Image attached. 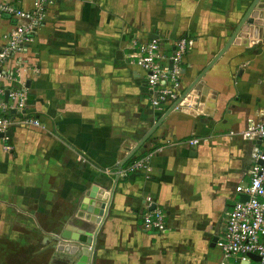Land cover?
Returning <instances> with one entry per match:
<instances>
[{"label":"crops","instance_id":"obj_1","mask_svg":"<svg viewBox=\"0 0 264 264\" xmlns=\"http://www.w3.org/2000/svg\"><path fill=\"white\" fill-rule=\"evenodd\" d=\"M0 1L30 8L34 0ZM252 2L55 0L25 52L36 69L25 75V113L41 124L12 126V150L0 136V264H68L55 237L65 227L73 235L96 228L79 205L96 185L115 187L92 264L219 263L225 214L243 195L236 186L249 182L264 150L263 140L241 136L264 115V0L254 36L240 34L211 62ZM14 23L0 18V45ZM151 35L167 55L179 37L194 39L181 95L206 69L183 100L187 109L156 127L172 105L153 106L146 73L128 62L135 42ZM194 137L200 141L190 145ZM150 152V174L119 172ZM148 196L166 213L164 231L143 225Z\"/></svg>","mask_w":264,"mask_h":264},{"label":"built area","instance_id":"obj_2","mask_svg":"<svg viewBox=\"0 0 264 264\" xmlns=\"http://www.w3.org/2000/svg\"><path fill=\"white\" fill-rule=\"evenodd\" d=\"M54 3L55 0H34L32 7L25 8L12 1H0V18L16 20L0 45V136L6 150L13 149L7 135L12 126L20 123L33 126L41 124L39 119L25 113L29 101L25 75L36 71L27 64L25 52L38 29L45 23L48 8ZM135 44L136 49L128 62L146 73L145 81L152 93L153 106L164 108L173 105L181 96L183 65L194 39L190 36L179 37L174 41L170 55L165 53L157 38ZM182 105L183 101H180L175 108ZM231 134H235V131ZM241 136L264 141V115L258 121H250ZM199 141V138L194 137L188 142L195 145ZM151 157V152L137 157L122 166L119 172L150 174ZM236 191L248 198H238L225 214L224 229L216 241L222 254L218 264H251L250 253L258 254L264 264V150H257L250 168L249 182L236 186ZM146 202L148 209L143 217L144 227L166 230V213L161 208L152 207L154 201L151 196L146 198Z\"/></svg>","mask_w":264,"mask_h":264},{"label":"water","instance_id":"obj_3","mask_svg":"<svg viewBox=\"0 0 264 264\" xmlns=\"http://www.w3.org/2000/svg\"><path fill=\"white\" fill-rule=\"evenodd\" d=\"M260 0H253L250 7L245 12L244 16L241 18L240 22L237 24L234 32L232 33L231 37L229 38L228 42L225 44V46L220 50V52L215 56V58L212 60L211 63L216 61V59L228 49V47L234 43L240 34H246L249 37H253L255 33V26H260V23L263 21V12L259 9L258 4ZM258 8V9H257ZM258 26V27H259ZM258 35V34H257ZM151 38L157 37L156 35H151ZM252 40L250 41V44H252ZM209 67V66H207ZM206 69H204L201 74H199L198 77H196L192 83L190 84L189 88H187L183 94L180 96V98L167 110V112L162 116L155 127L162 122V120L170 113L172 110H181V109H187L186 107L178 106L175 108L176 104H178L180 101H183L186 97H189L191 90L194 88L198 89V85L200 82L201 77L205 74ZM7 97V95H6ZM14 112V110H12ZM153 130H150L139 142L138 144L133 148V150L130 152V154L126 157L124 163L130 159L136 150L141 146V144L148 138V136L152 133ZM2 135V134H1ZM123 163V164H124ZM115 187V185H114ZM113 189L107 190L105 188H101L96 186H92L90 188L85 196L82 198L80 202V207L83 210L82 212H87V215H84L86 220L90 223H96L97 226L94 228V230H89V224H86L85 226H81L78 229V234L73 235L72 231L70 229H67L66 227L63 228V230L58 233V237H55L56 239V249L57 251L61 252L68 257H72L73 259H68V262L70 264H84L83 262L86 261V264H92V257L95 250V244H96V238L98 231L100 229V226L102 225L109 209V205L112 200L113 196ZM248 198L247 195L243 194L241 195V200H246ZM86 203V207H82L83 204ZM82 217V216H81ZM88 226V227H87ZM87 228V229H86ZM252 262H261V257L256 253H250L249 254ZM87 257V258H86ZM86 259V260H85ZM251 262V264H252ZM68 263V264H69ZM243 264H247V262H243Z\"/></svg>","mask_w":264,"mask_h":264},{"label":"rangeland","instance_id":"obj_4","mask_svg":"<svg viewBox=\"0 0 264 264\" xmlns=\"http://www.w3.org/2000/svg\"><path fill=\"white\" fill-rule=\"evenodd\" d=\"M252 264H258V262L253 261Z\"/></svg>","mask_w":264,"mask_h":264}]
</instances>
